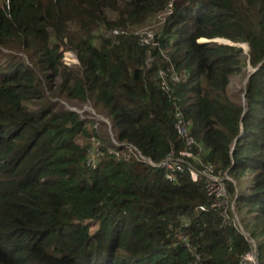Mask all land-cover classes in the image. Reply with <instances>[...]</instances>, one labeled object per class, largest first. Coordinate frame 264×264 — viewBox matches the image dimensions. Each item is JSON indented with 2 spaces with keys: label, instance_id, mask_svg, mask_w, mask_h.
<instances>
[{
  "label": "trees",
  "instance_id": "obj_1",
  "mask_svg": "<svg viewBox=\"0 0 264 264\" xmlns=\"http://www.w3.org/2000/svg\"><path fill=\"white\" fill-rule=\"evenodd\" d=\"M162 15L155 46L142 45L134 32ZM204 39L246 43L248 56ZM62 45L79 65L64 64ZM247 62L258 70L243 106L229 86ZM59 100L88 103L155 163L189 150L180 112L196 140L189 162L233 179L264 264V0H0V264H239L251 242L232 213L211 210L205 176L184 166L170 181L129 149L108 154L106 124Z\"/></svg>",
  "mask_w": 264,
  "mask_h": 264
},
{
  "label": "built area",
  "instance_id": "obj_2",
  "mask_svg": "<svg viewBox=\"0 0 264 264\" xmlns=\"http://www.w3.org/2000/svg\"><path fill=\"white\" fill-rule=\"evenodd\" d=\"M124 32H120L118 30L113 31L114 35H120ZM140 41L142 45H150L152 42L148 41V37L140 36ZM162 74V73H161ZM177 79V78H175ZM164 88L170 91V87H168L167 83H163ZM178 123H177V130L180 136L186 141L187 146L189 148L188 152L181 154V156H176L175 152H172L164 161L161 163H155L149 158L144 157L133 145L131 144H120L115 139H113L116 148L110 149L108 154L115 155L119 157L121 155L120 149H129L131 153L138 157L144 163H147L153 167H162L163 169L169 170L167 178L170 181H175L176 179V172L183 171L184 166H187L192 174L193 179L196 181L199 179L200 175L205 176L208 179L207 182V191L210 196H213L215 201L211 205V210L213 211H220L223 213V216L226 219H229L230 213L234 215L235 220L237 221V213L235 208V203H230L229 201V193L227 190V182H233L231 178L227 176V174L222 175V173L216 174L215 169L212 166L206 167V170H197L193 167V165L189 162V159L194 158V147L196 145L195 139L191 136L188 127L186 126L182 114L179 112L177 114ZM93 150L90 153L87 165L96 168L97 160L100 154V143L93 139ZM202 211H207L206 207H200ZM187 226V224L185 225ZM249 238V235H247ZM187 242V239H183ZM249 241L252 243V249L243 254L239 264H261L259 260V253L257 250L256 243L249 238ZM188 247H191L190 244L187 243Z\"/></svg>",
  "mask_w": 264,
  "mask_h": 264
},
{
  "label": "rangeland",
  "instance_id": "obj_3",
  "mask_svg": "<svg viewBox=\"0 0 264 264\" xmlns=\"http://www.w3.org/2000/svg\"><path fill=\"white\" fill-rule=\"evenodd\" d=\"M163 19H164V16L162 15L158 18V22L153 24L152 27L147 26L145 28H142L141 30L136 31V34L139 37L140 36H143V37L147 36L148 41L153 42L154 37L156 35V30H157L155 27L156 26L158 27L162 23ZM217 41H218V44H220V45H229V46L239 47L243 50L244 56H248L249 47L246 43L233 44L232 42H230L229 40H226V39H217ZM200 42L206 43V41L205 42L200 41ZM61 49L64 51V60H65V63L67 65H69V66L78 65V59H76L77 54L75 51L70 50V49L66 50L63 45L61 46ZM254 70H255V68H253L250 65V63L247 62L246 66L243 70V73H241L239 75H235L234 77L231 78V81H230V86H229L230 95L243 106L245 104V91H246L247 81H248L249 76L251 75V73ZM59 101L67 109L78 113L81 116V118H83V119H88V120H92L95 122L105 123L107 126V132L110 135V137L112 139V143L116 148V145L114 144V141H113V139H115L114 138V131H113L112 123L110 120L105 118V116L103 117V115L101 116L100 114L95 112V110L93 108H91L90 105H88V103L81 106V104L77 103V102L71 104L68 101L67 102L63 101V100H59ZM84 113H89V114L91 113V114L89 116H86V115H84ZM242 134L244 135V133H242ZM236 141H238V140H236ZM78 142L85 145L88 142V140L85 141L84 139H79ZM120 144H127V143H120ZM112 149H114V148H112ZM120 153H121V149H120L119 154ZM97 162H98V160H97ZM247 188H250V180L249 179H246V180H243L240 182V190L241 191H246ZM236 224L239 227L240 231L243 233V235H248L247 232L245 231V229L243 228L241 222H240L239 215H237ZM91 230H92V232H95L96 226L93 225Z\"/></svg>",
  "mask_w": 264,
  "mask_h": 264
},
{
  "label": "clouds",
  "instance_id": "obj_4",
  "mask_svg": "<svg viewBox=\"0 0 264 264\" xmlns=\"http://www.w3.org/2000/svg\"><path fill=\"white\" fill-rule=\"evenodd\" d=\"M164 21H165V20L163 19L162 22H164ZM115 30H118V29H115ZM115 30H112L109 34L112 35V36H115V37H116V36H120L121 34H120V35H114V34H113V31H115ZM118 31H120V30H118ZM120 32H123V31H120ZM123 34H124V33H123ZM134 35H136L137 37H139V36L136 34V32H134ZM139 38H140V37H139ZM154 40H155V37H154ZM201 40H202V39H201ZM201 40H200V41H201ZM204 40H206V43H207V41H211V40H207V39H204ZM214 40H215V39H214ZM204 42H205V41H204ZM209 43H210V42H209ZM211 43H218V42H211ZM146 46H155V43H154V41H153L150 45H146ZM76 59H78V56H76ZM63 62H64L65 65H67V64L65 63V60H64V59H63ZM79 64H80V63H79V59H78V65H79ZM67 66H69V65H67ZM248 81H249V80H248ZM247 83H248V82H247ZM244 105H245V104H244ZM73 112H74V111H73ZM186 126H187V125H186ZM187 127H188V126H187ZM188 129H189V128H188ZM92 138L94 139L95 137H92ZM93 139H92V140H93ZM92 140H91V141H92ZM116 141H117V140H116ZM195 141H196V140H195ZM92 142H93V141H92ZM117 142H118V141H117ZM194 148H195V147H194ZM193 153H194V151H193ZM213 168H214V167H213ZM224 174H227V173H222V175H224ZM227 176H228L229 178H231L228 174H227ZM231 179H232V178H231ZM232 180H233V179H232ZM228 182H230V181H228ZM232 183L235 184L234 181H233ZM228 193H229V192H228ZM229 201H230V203L233 202V201L230 200V197H229ZM235 208H236V207H235ZM236 213H237V210H236ZM237 215H238V213H237ZM232 216H233V219L235 220L233 214H232ZM235 222H236V220H235ZM245 236H247V235H245ZM252 246H253V245H252V243H251V249H252ZM256 246H257V244H256Z\"/></svg>",
  "mask_w": 264,
  "mask_h": 264
},
{
  "label": "water",
  "instance_id": "obj_5",
  "mask_svg": "<svg viewBox=\"0 0 264 264\" xmlns=\"http://www.w3.org/2000/svg\"><path fill=\"white\" fill-rule=\"evenodd\" d=\"M211 43V42H218L217 41V39H215V40H211V41H207V43ZM261 66V65H260ZM257 70L258 69H255L252 73H251V75H253L255 72H257ZM251 75L249 76V78L251 77ZM249 78H248V80H249ZM248 82V81H247ZM244 135L242 134L237 140H239L240 138H242ZM237 142V141H236ZM236 142H235V145H236Z\"/></svg>",
  "mask_w": 264,
  "mask_h": 264
},
{
  "label": "bare ground",
  "instance_id": "obj_6",
  "mask_svg": "<svg viewBox=\"0 0 264 264\" xmlns=\"http://www.w3.org/2000/svg\"><path fill=\"white\" fill-rule=\"evenodd\" d=\"M206 41V40H205Z\"/></svg>",
  "mask_w": 264,
  "mask_h": 264
}]
</instances>
